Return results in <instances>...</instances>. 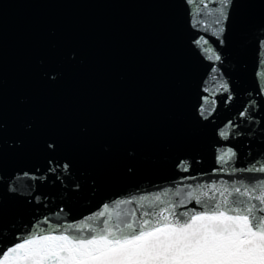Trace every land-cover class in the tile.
<instances>
[{
	"label": "snow or ice",
	"instance_id": "1",
	"mask_svg": "<svg viewBox=\"0 0 264 264\" xmlns=\"http://www.w3.org/2000/svg\"><path fill=\"white\" fill-rule=\"evenodd\" d=\"M95 6L150 13L123 27L171 86L64 19L0 29V264H264V0Z\"/></svg>",
	"mask_w": 264,
	"mask_h": 264
},
{
	"label": "water",
	"instance_id": "2",
	"mask_svg": "<svg viewBox=\"0 0 264 264\" xmlns=\"http://www.w3.org/2000/svg\"><path fill=\"white\" fill-rule=\"evenodd\" d=\"M107 2L109 0H0V29L7 34L10 56L15 47L22 48V38L38 21L60 18L85 31L96 54L97 66L126 52H145L160 70L162 81L170 87L172 82L165 79L164 72L168 61L167 41L149 34L142 37L123 27L131 20L146 21L150 13L95 6Z\"/></svg>",
	"mask_w": 264,
	"mask_h": 264
}]
</instances>
